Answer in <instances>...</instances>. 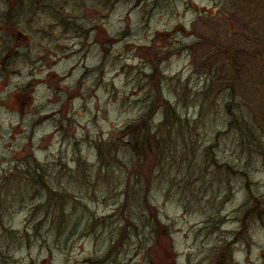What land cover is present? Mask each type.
<instances>
[{
  "label": "rangeland",
  "instance_id": "rangeland-1",
  "mask_svg": "<svg viewBox=\"0 0 264 264\" xmlns=\"http://www.w3.org/2000/svg\"><path fill=\"white\" fill-rule=\"evenodd\" d=\"M263 47L264 0H0V263L217 264L234 242L223 264H264V219L242 225L250 196L264 204L263 163L228 130V94L202 97L230 75L228 48ZM237 87V102L254 96ZM159 97L191 130L143 182L121 136L159 126ZM29 168L68 195L62 231L35 213L46 198Z\"/></svg>",
  "mask_w": 264,
  "mask_h": 264
},
{
  "label": "trees",
  "instance_id": "trees-1",
  "mask_svg": "<svg viewBox=\"0 0 264 264\" xmlns=\"http://www.w3.org/2000/svg\"><path fill=\"white\" fill-rule=\"evenodd\" d=\"M55 9L57 10L56 7ZM216 54H218V52ZM224 57L227 59L226 68L230 71V75L224 78L217 76L213 79L203 91L202 97L206 103L208 102L206 97L207 94L213 93L219 96V98L223 94H228L229 100L225 103L224 107L229 117L228 130L234 131L238 138L242 154L244 153L249 156L257 155L262 161L264 169V47L256 51L237 49L234 52L228 48V52L225 53ZM242 80L251 83L254 88L253 97L249 96L251 92L248 93V96L240 92L243 97H248L243 104L237 102L239 94L237 84ZM158 90L161 94L159 87ZM243 90L244 88L241 87V91ZM156 109H158V111L162 110L163 120L155 130L152 126L153 121L142 122L141 119L134 125L126 127L121 136V140L124 144L122 148L126 152L131 153L136 159L132 173L135 179L140 181H143V169L153 172L148 179H152L155 173L163 169L161 163H163L165 159L166 150L167 148L170 150L172 142H176L171 138L175 130L179 128H183V130L186 131L191 130L190 123H185L182 120L180 114H178L176 108L169 100L159 97V105ZM202 116L203 113H201L200 117ZM183 141H185V139H182V142ZM108 146L111 148H104L102 146L98 148L99 164L101 166L108 164L106 153L110 155L114 149L121 145H119V140H114L108 142ZM210 151V148L206 149V152L209 154ZM115 164L119 165V161ZM218 168L225 169L224 171L229 175L231 173H237V175L243 176L246 175V173L237 171L228 164ZM27 171L26 177L30 182L37 187H42L45 192L44 198H46V200L44 203H39L34 207L35 213L45 212L48 216L54 214L53 217L59 221L58 227L62 231L67 223L66 209L69 210L70 205L67 200L68 195L65 192L63 193L62 191L49 187L43 179L41 168H35L34 171L29 168ZM3 186H5V184ZM248 202L246 208L243 210V228L248 227V219L256 217L264 219V207H259V204L261 206L264 205L263 201L258 199L255 195H252L249 197ZM3 207L4 202L1 200L0 196V227H3ZM61 225L62 227H60ZM8 234H13V232L6 230L3 235L7 237ZM233 243L234 242L226 243V246L222 249V255L217 258V264H223L226 258L225 253H231ZM0 255L2 256L1 246ZM225 264H228L227 261ZM229 264H231V260H229Z\"/></svg>",
  "mask_w": 264,
  "mask_h": 264
},
{
  "label": "flooded vegetation",
  "instance_id": "flooded-vegetation-1",
  "mask_svg": "<svg viewBox=\"0 0 264 264\" xmlns=\"http://www.w3.org/2000/svg\"><path fill=\"white\" fill-rule=\"evenodd\" d=\"M19 34H20V35H19L20 38H21V37H24L23 33L20 32ZM19 36H18V37H19Z\"/></svg>",
  "mask_w": 264,
  "mask_h": 264
}]
</instances>
